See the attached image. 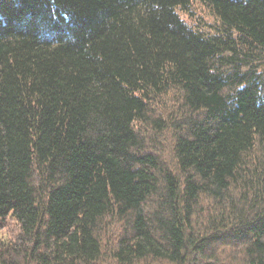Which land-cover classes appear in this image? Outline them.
Here are the masks:
<instances>
[{
    "label": "trees",
    "instance_id": "obj_1",
    "mask_svg": "<svg viewBox=\"0 0 264 264\" xmlns=\"http://www.w3.org/2000/svg\"><path fill=\"white\" fill-rule=\"evenodd\" d=\"M0 264H264V0H0Z\"/></svg>",
    "mask_w": 264,
    "mask_h": 264
}]
</instances>
